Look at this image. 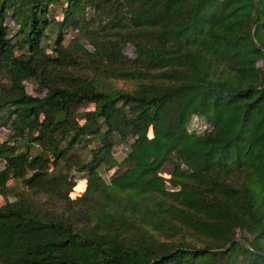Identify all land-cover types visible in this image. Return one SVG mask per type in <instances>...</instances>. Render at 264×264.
I'll return each instance as SVG.
<instances>
[{
    "label": "trees",
    "instance_id": "16d2710c",
    "mask_svg": "<svg viewBox=\"0 0 264 264\" xmlns=\"http://www.w3.org/2000/svg\"><path fill=\"white\" fill-rule=\"evenodd\" d=\"M2 129L0 264H264V0H0Z\"/></svg>",
    "mask_w": 264,
    "mask_h": 264
},
{
    "label": "rangeland",
    "instance_id": "374dc122",
    "mask_svg": "<svg viewBox=\"0 0 264 264\" xmlns=\"http://www.w3.org/2000/svg\"><path fill=\"white\" fill-rule=\"evenodd\" d=\"M127 53L131 54L132 55V51L131 49H128L127 50ZM28 91L32 94L35 93L34 89H33V86L31 84H28ZM194 127V126H193ZM7 139V133L5 130H0V140L1 141H5ZM0 166H1V163H0ZM84 187H85V182L84 181H80L79 182V185L77 187V190L75 191L76 193H80L84 190Z\"/></svg>",
    "mask_w": 264,
    "mask_h": 264
}]
</instances>
